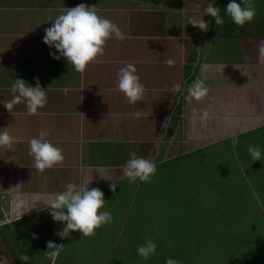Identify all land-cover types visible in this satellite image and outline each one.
I'll return each mask as SVG.
<instances>
[{
    "label": "crops",
    "instance_id": "crops-1",
    "mask_svg": "<svg viewBox=\"0 0 264 264\" xmlns=\"http://www.w3.org/2000/svg\"><path fill=\"white\" fill-rule=\"evenodd\" d=\"M57 1L38 0L50 10L55 9ZM161 1L163 6H169L166 15H160L155 4L143 20H138L136 27L140 30L125 32L124 40L114 36L108 39L104 55L90 63L83 73L67 64L66 58L53 59L46 55L48 49L33 47L31 38L36 31L32 30L39 27L38 22L20 16H0V100L11 98V85L18 77L33 86L34 77H39L42 86L48 89V102L35 115H28L23 103L14 107V115L0 105V128L7 127L18 140L14 151L0 148V187L6 195L7 209L19 216L14 221L48 210L42 200L64 190L68 182L90 181L89 187L99 188L112 182L122 175V165L129 159L130 152L152 158L165 121L172 112L176 113L174 105L181 95V91L173 94L168 88L180 83L181 88H186L181 98L186 96L187 88L200 75L202 65H207L206 84L212 99L183 102L180 123L171 127V139L164 140L168 147L162 159L170 156L173 144L174 148L178 143V146H189L210 136L229 138L264 127V57L259 55V47L264 45V13H256L253 20L243 26L232 22L220 30L218 25H213V18L206 15L209 30L205 32L188 25L189 18L202 16L203 8L209 3L220 7L223 16V4L229 0H178L180 4L175 0H167L165 4V0ZM67 2L72 6L75 0ZM140 3L144 4V0ZM89 6H95L100 15H106L97 5ZM37 16L39 21L41 18ZM111 20L118 26L128 22L134 25L131 19ZM22 23L24 29L30 30L24 35L17 33ZM27 34H31L30 37ZM220 41L225 43L221 50ZM9 48H15L17 53L4 54ZM168 59L175 63L169 66ZM128 63L136 66L146 88L136 104L129 103L117 88L118 70ZM193 108L197 109V115L207 109L209 119L193 121ZM137 111L139 117L133 115ZM43 129L50 131L46 139L63 150L65 159L40 172L29 154L28 140ZM177 135L181 136L178 143ZM214 140L211 138L209 143L200 146ZM118 149H122L123 154H119ZM109 157L112 158L110 163L106 161ZM38 217L42 218L41 214ZM48 219L53 222L51 216ZM46 222L37 221L43 226ZM10 224L4 227L12 228ZM0 232L5 240L2 227ZM28 232L31 230L26 229L25 233ZM61 241L60 238L59 243ZM12 259L17 264L14 255ZM53 262L51 258L49 264Z\"/></svg>",
    "mask_w": 264,
    "mask_h": 264
},
{
    "label": "rangeland",
    "instance_id": "rangeland-1",
    "mask_svg": "<svg viewBox=\"0 0 264 264\" xmlns=\"http://www.w3.org/2000/svg\"><path fill=\"white\" fill-rule=\"evenodd\" d=\"M175 1L176 4H180V1ZM81 3L88 6L89 4L97 5L106 13L104 16L109 19L118 17L122 20L125 18L128 21L133 20L134 25L129 22L124 26L122 23L119 24L124 33L140 30L136 27L139 25L138 20H143V17L152 11L151 7H155V4H157L156 7L160 15H166L169 9L168 4L162 5L161 0H144V4H141L140 0H75L72 6H69L70 3L68 4L67 0H58L57 3L55 2V9L52 10H50L51 8L45 9L38 0L37 2L0 0V16L6 15V17L14 18L20 16L30 18L33 23L38 22L39 27L32 30L36 31V34H32L31 38L33 47L43 49V51L48 49L45 53L50 55V51L55 49H50L43 42L44 29L51 26V23L54 22L53 18L65 12L67 8ZM253 3L257 14L264 13V0H253ZM226 5L223 4V11ZM156 10L153 12L156 13ZM36 15L41 18L39 21L35 18ZM223 16L225 22L218 27V30L221 27L225 28L227 23L232 24V20L225 12H223ZM213 25L215 26L214 19ZM29 31V29H24L23 23L17 27V33L24 35ZM30 35L26 36L30 37ZM160 45L162 46V41ZM223 45L225 43L220 41V50ZM11 46L16 47L13 44ZM12 49L9 48L4 54L17 53L15 48ZM66 62L69 64L67 60ZM185 90L186 88H181L180 94L183 95ZM181 95L174 105L176 113L172 112L169 119L165 121L159 145L156 146L155 152L150 158L157 164V172L151 181L141 182L138 180L135 183H129L127 179H119V176L115 179L117 182L115 192L110 188V184L115 180L100 187L105 194V208L113 216L111 224L98 228L92 236H84L80 232L74 231L69 238L63 239L60 243V237L55 235V232L63 225L54 221L49 222L48 218L51 215L48 210H41L33 216L21 217L17 221H12L13 223L10 224L12 228L6 227L8 242L14 243L15 247L21 245L18 252L21 255L29 256L28 263L49 264L51 257L45 252L48 251L47 242L52 240L64 245L63 251L52 264H164L165 258L169 256L179 259L182 264L197 263L199 256L204 258L206 264H222L221 260L229 253H233L231 255L235 264H264V239L262 243L248 246L250 243L255 244L254 239L256 238L253 212L246 210L247 219L244 222L242 218L239 224L244 233L238 232L235 238L236 242L232 244L228 239L229 231L223 230L225 238L218 235L213 236L207 231V226L200 221L199 216L201 217L202 211H199V216L195 214L196 211L203 210L208 204L210 198L208 187L214 188L216 173L219 174L220 168L226 169L227 172L230 171L234 177L233 180L239 186L242 183L246 184L248 194H244V196L255 201L252 206L254 212H261V207L257 205L253 193L255 192L256 196L264 201V161H253L247 149L249 145L262 139V143L258 145L264 147V128L258 127L248 136H237L235 144L233 136L229 137L231 138L229 141H225L228 137L210 136L200 143L178 146L181 136L177 135V147L174 148L175 144H173L170 156L162 159L164 149L167 151L166 147H168L164 140L171 139L173 131L171 127L180 123L179 113L183 102H185V96L181 98ZM211 138H215L212 143L200 146L206 142L209 143ZM215 143L216 145H213ZM169 146L171 147V145ZM201 148L204 149L191 153V151ZM118 153L123 154V150L118 149ZM125 157L123 156L124 159ZM112 158L109 157L106 161L110 163ZM119 160L121 161V159ZM237 172L242 174V179H239L240 175ZM3 201L5 202V199ZM262 209L264 211V208ZM39 214L42 218L38 217ZM39 220L42 222L46 220V225L37 223ZM244 226L246 229H243ZM47 228L48 230H46ZM26 229H30L31 232L25 233ZM145 237L155 240L158 244L156 255L148 260H144L136 254L137 247L143 243ZM230 239L233 241V236H230ZM29 244L34 246L29 248L27 247ZM255 247H258L257 251ZM208 253L214 257L212 260L207 256ZM12 257V250L3 239V233L0 232L1 264H14Z\"/></svg>",
    "mask_w": 264,
    "mask_h": 264
},
{
    "label": "clouds",
    "instance_id": "clouds-1",
    "mask_svg": "<svg viewBox=\"0 0 264 264\" xmlns=\"http://www.w3.org/2000/svg\"><path fill=\"white\" fill-rule=\"evenodd\" d=\"M224 12L233 23L239 26L251 22L256 15L253 0H239V2L238 0H229ZM203 13L199 17H190L188 25L198 27L205 32L208 31L209 24L204 19L206 15H210L218 26L225 22L224 16L221 15V8L215 3H209L204 7ZM44 32L43 42L50 49L56 50L50 51L51 57L57 60L62 57L66 58L68 63L80 73H83L98 57L104 55V46L108 39L113 36L119 40L126 38L117 23L100 15L95 6L83 3L67 8L65 12L56 16L54 22L45 28ZM259 55L264 57V45L259 47ZM166 63L171 66L175 62L168 59ZM206 69V64L201 66L200 75L187 88L185 100L201 101L205 97L212 99L208 96L210 89L206 84L208 79ZM117 77V88L124 93L129 103L136 104L142 99L146 88L141 82L134 64L128 63L120 68ZM34 80L35 85L33 86L23 78L14 79L11 85V98L0 100V105L14 115V107L23 103L26 105L28 115L37 114L38 110L43 109L48 102V89L45 90L39 77H34ZM181 87L180 83H175L168 88V91L174 94L180 92ZM133 115L139 117L140 112L137 111ZM209 117L210 113L207 109L201 110L200 115H197V109L193 108L192 110L193 121L204 122ZM48 135H50V131L43 129L39 131L38 136L28 140L29 154L34 157V167L40 172L61 164L65 159L63 150L51 140L46 139ZM17 143V137L12 135L7 127L0 128V148H6L11 152L14 151V146ZM233 143L235 144L236 141L234 140ZM247 151L253 161H264V148L260 145H249ZM121 172L122 175L119 179H127L129 183H135L138 180L150 182L157 172V164L150 158L146 159L144 156H137L135 152H130L129 159L122 165ZM102 177L113 180L106 176ZM89 184L90 181L68 182L64 186V190L50 194L42 200L53 221L63 225L55 232V235L61 240L69 238L74 231H78L84 236H92L98 228L113 222L112 213L105 208L104 192L99 187H89ZM116 187L115 180L110 184V188L115 192ZM253 195L257 205L264 208V201H261L255 192ZM157 248L158 244L155 240L145 237L143 243L137 247L136 254L144 260H148L156 255ZM47 249L46 255L54 261L63 251L64 245L49 240ZM20 259L28 264L29 256L22 254ZM164 264H181V261L169 256L165 258Z\"/></svg>",
    "mask_w": 264,
    "mask_h": 264
},
{
    "label": "trees",
    "instance_id": "trees-1",
    "mask_svg": "<svg viewBox=\"0 0 264 264\" xmlns=\"http://www.w3.org/2000/svg\"><path fill=\"white\" fill-rule=\"evenodd\" d=\"M250 133H252V131L249 133H245V134L242 133L238 136H248ZM236 137L237 136H233V140H235ZM230 139L231 138H227L225 139V141H229ZM261 141H263V139ZM261 141H256L255 144L253 145L260 144L262 143ZM213 145H216V143ZM203 149L204 148L194 150V151H191V153L193 154L196 151H201ZM216 174H217L216 179H215L216 184L214 186L215 190L214 188L212 189V187L211 188L208 187V190L210 193L208 204H206L203 210L196 211L195 214L199 216V211H202V214H200L201 217L199 216L200 221L204 225L207 226V231L211 235L213 236L218 235V236H222L223 238H225L226 235L222 233L223 230L229 231L230 233H229L228 239L232 244L236 242L235 238L237 237L238 232L244 233V231L241 230L242 228H240L241 225H239L240 220H242L243 218V221L245 222V220L247 219V214H245L246 210L251 211L253 212V216L255 220L254 224L256 225V229H255L256 238L254 239L255 244L252 245V243H250L248 246H255L258 243H262L264 239V211L263 209L261 208V212L259 213L254 212L252 206L254 205L255 201L249 200L244 196V194H248L246 190V184L242 183L239 186L238 183L235 180H233L234 177L230 174V171L227 172L226 169L220 168L219 174L218 173ZM238 175H240L239 179L243 178L242 174L238 173ZM212 182L213 180L211 181V183ZM236 187H238L239 189L236 190L235 189ZM205 217L207 218L205 219ZM8 224L9 223L1 226L5 233L4 234L5 240H7L6 242L9 245L10 250H12V253L16 259L17 264H26V262L20 259L21 254H19L18 252L19 249L21 248V245L19 244V246L15 247L14 243L8 242L6 227H4L5 225H8ZM245 226L243 227V229H246ZM230 236H233V241H231ZM222 241L224 242V240ZM255 250L257 251L258 247H255ZM231 254L233 253H229L224 256L223 260H221L222 264H235V260L232 258ZM207 256L211 258V260L214 258L209 253L207 254ZM255 263H257V261H255ZM28 264H31V263H28ZM192 264H206V261H204V258L202 256H199L198 262L192 263Z\"/></svg>",
    "mask_w": 264,
    "mask_h": 264
},
{
    "label": "built area",
    "instance_id": "built-area-1",
    "mask_svg": "<svg viewBox=\"0 0 264 264\" xmlns=\"http://www.w3.org/2000/svg\"><path fill=\"white\" fill-rule=\"evenodd\" d=\"M3 199H5V202L3 201ZM7 206L8 205L5 198V193H3L0 187V227L4 224L12 222L17 217H19L18 214L15 215L14 213L10 212L7 209Z\"/></svg>",
    "mask_w": 264,
    "mask_h": 264
}]
</instances>
